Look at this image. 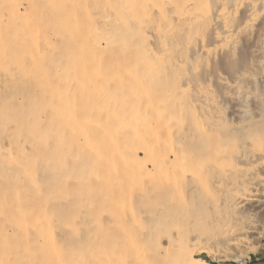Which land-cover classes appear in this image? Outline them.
<instances>
[{"label": "bare ground", "instance_id": "1", "mask_svg": "<svg viewBox=\"0 0 264 264\" xmlns=\"http://www.w3.org/2000/svg\"><path fill=\"white\" fill-rule=\"evenodd\" d=\"M44 3L50 4L46 7L50 12L44 14L42 11V17L50 19L56 27L54 38L61 42V48L57 61L54 58V61H47L46 52L50 46L47 42L39 44L34 39V31L28 29L23 39L28 38L35 48H26L22 41L20 48V44H16L8 50L9 56H18L16 73L31 72V80L23 88L29 94L38 91L32 97L21 94L19 101L25 104L22 105L26 107V116L17 120L21 128L28 131L33 145L26 157L34 155L35 148L45 152L43 157H51V167L57 163L65 178L63 181L59 180L60 176L58 180L56 178V188L62 182L69 185L65 184L67 188L63 191L58 192L57 188L55 195H51V190L45 195L37 187V178L28 172L31 169L25 171L23 181L32 186L36 202L31 204L25 200L20 207L14 201L9 203V208L22 217L19 222L15 221V230L11 227L9 234L21 239L22 249L18 256L16 254L20 257L11 261L10 242L0 240V254L9 260L0 264H206L197 257L201 252L214 259H226L232 257L227 251H235L244 239L264 237V117L253 109L251 118L231 123V114L237 105L228 113L231 120L227 119L226 113V118L221 114L227 99L234 103L237 99L238 78L242 80L251 74L247 72L248 68L246 72H238L239 68H235L238 71L234 69L232 73L230 67L232 75L229 70L228 74L232 78L224 71L217 74L212 71L206 73L204 80L207 82L193 81L199 69L197 61L188 59L189 52L186 56L183 51L173 58L172 41H169L170 35L181 32L178 27L184 26L185 50L204 51L207 59L212 61L218 56L234 60L237 27L232 29L228 25L226 9L219 4L217 8L209 9V0H44ZM121 5L125 13L119 12ZM108 6L114 10L112 22H105L103 18ZM235 6L248 18L241 31L249 29L252 21L257 20L255 16L264 13V0H237ZM31 7L24 15L27 10L33 15L41 12ZM89 8H94L96 13L92 15ZM22 24L27 26L26 22ZM107 26L115 28L107 31ZM10 34L20 42L14 31ZM195 38H199L198 42L191 46ZM223 60L226 62L225 58ZM256 60L254 58L253 62L258 64ZM226 63L228 65V60ZM48 64L53 68L50 69ZM5 69L10 73L3 75L8 84L15 73L8 62L3 64ZM212 80L222 88L218 91L220 95L217 94L221 99L219 102H215L217 96L215 100L213 98L211 86L215 84H210ZM159 87L167 88L168 98L173 97L172 100L181 99L179 92L189 90L192 93L189 105L187 99L185 104L188 106L184 105L195 118L192 125L186 122L179 104L173 106V112L169 110L167 117H159L161 108L153 105L154 101H162L153 94ZM168 98L166 96L165 100ZM125 106L128 109H124ZM230 123L235 126L227 134L223 129L233 126ZM82 154L86 155L84 162L75 161ZM73 161L78 168L76 171L84 172L70 178L68 171L72 169L69 170L66 163ZM68 187L72 190L67 191ZM50 195L55 201L58 200L56 197L64 195V199L74 201V213L90 217L100 226L98 234L91 231L79 239L73 237L76 233L67 227L70 232L65 235L66 224L58 225L56 218L46 217L52 207ZM1 218L7 219L5 215ZM107 233H113V243H105L110 239ZM58 238L65 244L59 243ZM69 241L72 250L66 257L62 251L67 249ZM147 241L155 244L154 249H147ZM149 254L156 262L148 259Z\"/></svg>", "mask_w": 264, "mask_h": 264}, {"label": "rangeland", "instance_id": "2", "mask_svg": "<svg viewBox=\"0 0 264 264\" xmlns=\"http://www.w3.org/2000/svg\"><path fill=\"white\" fill-rule=\"evenodd\" d=\"M0 0V117H2V119L0 118V214H2L1 217H3L5 215V217L7 219L5 220H2V218L0 217V240L3 241V240H8V242H10V252L12 254V259H10L11 261H15L16 259H18L19 257H17L19 255L18 251L20 250L21 251V246L19 244V240H21L20 238H14V236L12 235H9L11 233V227L13 230H15V227L14 226V223L15 221H20L22 219V217L16 215L15 211L11 210V208H9V203L10 202H13L14 203L16 202V204L20 206H22L21 202H25L26 201H31V204H34L36 201V197H35V192L30 188L32 186L29 185V179H26V181L28 182V184L23 181L24 176L27 174L25 171H28L31 169V171H28L30 172L33 176H35V178H37L38 180V188H39V191L45 195H48V193L50 194V192H54L58 189V192L61 190L63 191L65 188H67V186L65 187V184H68L69 183H64L62 182L61 185L59 184L58 187L56 188V185L58 184V182H56V178L58 180V177H59V180H64L65 178L62 177L61 175V171L59 169V165L57 163H54L55 164V167H51L52 164H51V157H48L47 155H44L43 157V154L45 152L43 151H37V149L32 152V154L34 155H31L30 159H33L31 161V163H27L25 162V160H30L28 158V156L30 155V150L33 148V145H31L30 143V135L28 134V131L26 132V130L22 129L21 126L19 125L18 123V117L21 118L23 120V118L26 116L25 112H26V107H25V110H24V107L23 105H25L24 103H20V97H21V94H27V97H32L34 95V93L38 92V91H30L31 94H29V91L28 90H25V83L28 84L29 80H31V72L30 73H26L27 70L25 71H22L20 73H16V70H15V67H16V59H17V55H11L9 56L8 54V50L13 47L14 45L16 44H20L22 41H24V43L26 44L25 47L28 48L30 47L31 50H32V47L35 48L34 46H32L31 42L29 41V39L27 38L26 40L23 39V35L24 33L30 29L32 31H34V39L38 41L39 44H43V42H47V44L50 46L48 47L49 50H47L46 54H47V61L48 59L49 60H52L54 61L52 58L56 59L55 61H57V56H58V53L60 51V48H61V42L57 39L54 38L56 36V27L54 26V24H51V21L50 19H45L42 17V11H44L43 13H49L50 10H48V8H46L47 6L50 7V4H45L44 3V0ZM35 1V2H34ZM41 1V2H40ZM56 1V0H55ZM111 1V0H110ZM114 1V0H113ZM116 1V0H115ZM217 1V2H216ZM230 1V2H229ZM123 2V1H122ZM21 3V4H20ZM209 9H214V8H217V6H223L227 12V19L229 21L228 25L232 26V29H235L237 27V29H235V32H234V36L236 37V41H237V44L235 45V56H234V60L232 59H228L226 58L225 56H218L217 58L215 59H218V60H215L213 59L214 61L210 60V59H207L206 57V54L204 51H200V50H191L188 51V50H185V47H186V38L187 36L184 35V29L185 28L184 26H179L178 29L181 30V32H173L170 37H169V41H172V48H173V54H172V57L173 58H177L182 51L183 53L185 52L186 53V56L188 55V52H189V55L187 56L188 59L190 60H194V61H197L198 65H199V69L195 72V78L193 77V81L198 80V81H206L207 80H204V79H207L206 77V73L207 72H211L213 71L214 74H217L218 72L219 73H223L224 71V74L227 75V76H230V78H232L233 76H231V69H232V73H233V70L235 68H239V71L235 69V72H247L251 74V76H246L243 78H241L242 80H240L238 78V81H237V88H238V95H237V99L235 100V103L232 102V101H229L228 99L226 100L227 104H223V108L221 110V114H222V117L226 118L229 120L230 119V112H232V106L237 107L235 108L236 111H233V113L231 114V123L233 122H237V121H240V120H247L249 118L252 117V113L253 112V109H257V114L258 115H262V117H264V13L262 14H258L257 16H255L254 19H257V20H254L252 21L249 29L247 30H244V31H241L244 26H245V23L246 21H248V18H246V16H244L242 14V9L238 10L236 8V3H237V0H209ZM213 3V4H212ZM228 3V4H227ZM231 6H230V4ZM33 5L34 7H36L38 9H40V13L37 14V15H33V14H30V12L27 10V13L24 15V12L26 11V9H29L31 6ZM90 4V3H89ZM113 4V3H112ZM111 4V6H113ZM219 4V5H218ZM40 5V6H39ZM91 5V4H90ZM228 5V6H226ZM8 6H11V7H8ZM31 7V8H34V7ZM38 6V7H37ZM111 6L108 8H106V10L104 11V17L105 18V22H108L109 20L112 22L114 21V10L111 8ZM7 7V8H6ZM227 7V8H226ZM232 7V8H231ZM10 10L8 11L7 9ZM12 8V9H11ZM47 9V10H45ZM13 12H12V11ZM90 12H92L91 14L94 15L96 12L94 10V8H89ZM155 12V10H153ZM12 12V13H11ZM119 12H122V13H125V10H124V7L121 5L120 7V10ZM20 13V14H19ZM241 13V14H240ZM14 14V15H13ZM235 14V15H234ZM238 17H237V16ZM13 16V17H12ZM20 16V17H19ZM34 16V17H33ZM112 16V17H110ZM145 16V15H144ZM33 17V18H32ZM109 17V18H108ZM233 17V18H232ZM242 17V18H240ZM237 18V20H236ZM241 20H240V19ZM263 18V20H262ZM23 19V20H22ZM43 19V20H42ZM145 19L147 20V16L145 17ZM234 19V20H233ZM244 19V20H243ZM18 20V21H17ZM20 20V21H19ZM45 20V21H44ZM260 20V21H259ZM2 21V22H1ZM34 21L36 22V26H35V23ZM231 21V22H230ZM237 21V22H236ZM7 24H6V23ZM26 22L27 26H24L22 23ZM234 22V23H233ZM239 22V23H238ZM241 22V23H240ZM260 22V23H259ZM42 23V24H40ZM237 23V24H235ZM263 23V24H262ZM25 24V25H26ZM115 24H118V23H115ZM240 24V25H239ZM4 25V26H3ZM19 27H18V26ZM22 25V26H21ZM34 25V26H33ZM52 25V27L50 26ZM108 25V24H106ZM181 25H184V24H181ZM187 24H185L186 26ZM260 25V26H259ZM262 25V27H261ZM234 26V27H233ZM236 26V27H235ZM4 27V29H3ZM7 27H9L7 29ZM51 27V28H50ZM108 27V26H107ZM239 27V28H238ZM37 28V30H36ZM50 28V29H49ZM112 28V27H111ZM110 27H108V30H111ZM115 26H113L112 29H114ZM188 28V27H187ZM241 28V30H240ZM6 29V30H5ZM119 29L121 30V27L119 26ZM262 29V30H261ZM36 30V31H35ZM238 30V32H237ZM3 31H6V32H3ZM9 31V32H8ZM14 31V35H17L19 36V39H20V42L15 40L10 32ZM17 31V32H16ZM123 31V30H122ZM262 31V32H261ZM8 32V33H7ZM116 32V31H115ZM119 31H117L118 33ZM7 33V34H6ZM36 33V34H35ZM116 33V34H117ZM178 34V35H177ZM246 34V35H244ZM4 35V36H3ZM36 35V36H35ZM41 36V37H40ZM240 36V37H238ZM49 37V38H48ZM178 37V38H177ZM249 37V38H248ZM38 38V39H37ZM51 38V39H50ZM12 39V40H11ZM22 39V40H21ZM113 39V38H112ZM197 38L193 39L190 43V45L192 46V44H197L198 42V39L196 40ZM208 40V39H207ZM245 40V41H244ZM113 41H115L116 44H118L116 42V39H113ZM241 41V42H240ZM42 42V43H41ZM239 42V43H238ZM246 42V43H245ZM243 43V44H242ZM45 44V43H44ZM239 44V45H238ZM170 45V43H169ZM257 45V46H256ZM41 46V45H40ZM240 46V47H239ZM261 46V47H260ZM21 47V44L19 46V48ZM252 47V48H250ZM255 47H257V49H255ZM5 48V49H4ZM239 48V49H238ZM245 48V50H244ZM242 49V50H241ZM254 49V50H253ZM18 50V49H17ZM237 50V51H236ZM249 50L253 51L254 53H257L255 55L257 56H254V53L251 51L249 52ZM255 50L257 52H255ZM244 51V52H243ZM262 51V52H261ZM194 52V53H193ZM55 53V54H54ZM184 53V54H185ZM53 54V55H52ZM239 54V55H238ZM112 55V54H111ZM253 57H251V56ZM195 57V58H194ZM223 57V58H222ZM241 57V58H240ZM20 59L22 58V56L19 57ZM201 58V59H200ZM225 58V61L230 63H232V61H234L233 64H229L230 66L226 65L227 63L224 62V59ZM239 58V59H238ZM254 58H256V62L258 64H255L253 62ZM261 58V59H260ZM221 59V60H220ZM202 60V61H201ZM231 60V61H230ZM259 60V61H258ZM201 61V62H199ZM219 61V62H218ZM220 61H221V64H220ZM223 61V62H222ZM252 62L255 64V66H253L254 64L250 63L249 62ZM8 62V65H10V69L13 73H15V75H12V80L10 82H8V84L6 83V81L8 80L6 78V80L4 81V74L5 73H8V70L5 69L3 70V64L4 63H7ZM203 62V63H202ZM48 63V62H47ZM241 63V64H240ZM219 64V66H218ZM243 64V65H242ZM248 64L250 66H248ZM50 69L53 68L52 64H48ZM205 65V67H204ZM202 66V68H201ZM225 66V67H224ZM253 66V67H252ZM257 66V67H256ZM223 67V68H222ZM229 67V68H228ZM230 67H232L230 69ZM251 67V69H250ZM29 68V66L27 67ZM217 68H219L218 70H216ZM248 68V69H247ZM253 68V69H252ZM176 68H174L175 70ZM180 69V68H179ZM245 69V70H244ZM247 69V70H246ZM49 70V69H48ZM173 70V71H174ZM215 70V71H214ZM228 70H229V73L231 74H228ZM243 70V71H242ZM234 72V73H235ZM179 73H184L183 71H179ZM210 73V74H211ZM253 73V74H252ZM260 73V74H259ZM204 74V75H202ZM200 76V77H197V76ZM53 77V76H52ZM205 77V78H204ZM209 77V76H208ZM253 77V78H252ZM3 78V80L1 79ZM248 78V79H247ZM245 80V81H244ZM253 80V81H252ZM241 81V82H240ZM244 81V82H242ZM214 83V80H212L210 82V84ZM251 83V84H250ZM7 85V86H6ZM244 85V86H243ZM32 86V85H31ZM214 87L211 86V90H213V98L215 100V102H219L221 101V99L219 98V93L222 91V88L216 83L215 85H213ZM251 86V88H250ZM218 87V89H217ZM241 87V88H240ZM216 89V90H215ZM6 90V91H5ZM11 92H10V91ZM165 90V91H164ZM245 90V91H244ZM9 91V93H8ZM26 91V93L24 92ZM218 91H220L218 93ZM259 91V92H258ZM4 92V93H3ZM179 92V91H178ZM8 93V94H7ZM35 93V94H36ZM159 93V94H158ZM154 95L158 96L161 98L162 101H154L153 105L155 107H160L161 109H159L160 113L159 114V117L160 118H165L167 117V115L169 114V112H173V106H178L179 105H182L180 106L181 107V110H182V113H183V116L185 117L186 119V122L190 125H192V122L195 121V118H192L193 116H191V112L189 111L188 113V109H186L185 106H188V101L190 100L191 98V95L192 93L189 91V90H186V91H183V92H179V95H180V100L179 99H176L173 97L171 98H168V90L167 88L166 89H163L162 87L160 88H157L155 90V93H153ZM167 94V95H166ZM184 94V95H183ZM191 94V95H190ZM219 94V95H217ZM243 95V97H242ZM2 96V97H1ZM167 96V101L165 100V97ZM176 96H178V94H176ZM217 96V97H216ZM239 96V97H238ZM13 97V98H12ZM216 97V98H215ZM8 98V100H7ZM242 98V99H241ZM17 99V100H16ZM185 99H187V104H185ZM15 100V101H13ZM177 100V101H176ZM242 100V101H241ZM253 100V102H252ZM7 101H11V102H7ZM18 101V102H17ZM174 101V102H173ZM240 101V102H239ZM8 104H7V103ZM13 102V104H12ZM163 102V103H162ZM181 102V103H180ZM231 102V103H229ZM18 103V104H17ZM166 105H165V104ZM170 103V104H168ZM173 103V104H172ZM222 103V102H221ZM228 103L230 105H228ZM23 104V105H22ZM172 104V105H171ZM16 105V106H14ZM157 105V106H156ZM185 105V106H184ZM240 105V107L238 106ZM255 105H257L255 107ZM8 106V107H7ZM230 106V107H229ZM242 106V108H241ZM11 107V108H9ZM22 107V108H21ZM172 109H171V108ZM229 107V108H228ZM255 107V108H254ZM128 109L126 106L124 107V109ZM168 108V109H167ZM170 108V109H169ZM229 112H228V110ZM239 112H238V110ZM240 108V109H239ZM2 109V110H1ZM166 109V110H165ZM20 110V111H19ZM24 110V111H23ZM170 110V111H169ZM187 112H186V111ZM262 110V111H261ZM8 113H7V112ZM10 111V112H9ZM17 111V113H16ZM23 111V112H22ZM31 111H34V110H31ZM256 111V110H255ZM30 112V111H29ZM163 112V113H162ZM198 112V111H197ZM236 112V113H235ZM241 112V113H240ZM261 112V114H260ZM24 113V114H23ZM181 113V112H180ZM226 113V115H225ZM229 113V114H228ZM251 115H248L250 114ZM15 114V117H13ZM166 114V115H165ZM190 114V115H189ZM238 114V115H237ZM244 114V115H243ZM164 115V117H163ZM191 117H189V116ZM237 115V116H235ZM9 117V120L7 119ZM12 116V118H11ZM23 116V117H22ZM39 116L41 117V114L39 113ZM43 117L45 116L44 114L42 115ZM188 116V117H187ZM226 116V117H225ZM229 116V117H228ZM244 116V117H242ZM248 117V118H245V117ZM7 117V118H6ZM156 117V115H155ZM242 117V119H241ZM193 119V121H192ZM9 122V124H8ZM13 122H16V126ZM6 123L9 125H6ZM230 123V124H231ZM205 124V122H204ZM6 129H4L2 126ZM7 127H5V126ZM12 125V126H11ZM229 125V124H228ZM233 126H228L226 129H223L225 133H231L232 131V127H234L235 125L234 124H231ZM15 126V127H14ZM20 126V127H19ZM44 125H42V127H44ZM19 127V129H18ZM185 127H189L188 125H186ZM3 128V129H2ZM21 128V129H20ZM8 129V131H7ZM13 129V130H11ZM187 129V128H186ZM18 131L19 135L17 134L16 131ZM19 130H22L21 133ZM222 130V128H221ZM1 131H4L3 134L1 133ZM6 131L11 135H9L8 133H6ZM228 131V132H227ZM12 132H15V133H12ZM10 138H9V136ZM13 134V135H12ZM22 134V135H20ZM4 135V136H3ZM29 135V136H27ZM16 136V137H14ZM22 136V139L21 137ZM4 137V138H3ZM7 137V139H6ZM14 137V138H12ZM27 138V141L26 139ZM6 139V140H4ZM15 140V141H14ZM19 140V141H18ZM236 141V144H237V141H238V136L236 135L235 139ZM26 141V142H25ZM5 142L7 144H5ZM6 146H5V145ZM14 144V145H13ZM20 144V145H19ZM25 147H24V146ZM29 145V146H28ZM8 146V147H7ZM27 147V148H26ZM13 148V149H12ZM16 148V149H15ZM23 148V149H22ZM26 148V149H25ZM25 149V150H24ZM28 149V151H27ZM12 150V151H10ZM21 150V151H20ZM19 151V152H18ZM27 151V152H25ZM4 152V153H3ZM15 152V154H14ZM23 152V153H22ZM25 152V153H24ZM30 152V153H29ZM42 152V153H41ZM29 153V154H27ZM7 154V155H6ZM11 154H13L11 156ZM19 154V155H18ZM22 156H21V155ZM24 154V155H23ZM74 154V153H73ZM26 155H28L26 157ZM7 156V157H6ZM17 156V159L15 158ZM83 156V157H82ZM12 157V158H10ZM19 157V158H18ZM22 157V158H21ZM25 157V158H24ZM40 157V158H39ZM43 157V158H42ZM86 157V155L82 154V155H78V157L75 158V161L77 162H84V158ZM139 157H142V155L140 154ZM13 159V160H12ZM15 159V160H14ZM18 160V161H16ZM5 161V162H4ZM10 161V162H9ZM39 161V162H38ZM75 161H73L74 163H66L67 164V167L68 169H72L70 171H68L67 173L69 174L68 176L70 178L74 177L76 174L79 175V174H82L84 171H80V172H77L76 170L78 169L76 166H75ZM3 162V163H2ZM16 162V163H15ZM37 162V163H36ZM41 162V163H40ZM53 162V161H52ZM65 162H71V161H65ZM9 163V164H8ZM11 163V164H10ZM50 163L49 165H46ZM15 164V165H14ZM36 164V165H35ZM40 164V165H39ZM70 164V165H69ZM5 165V166H4ZM9 165V166H8ZM14 165V166H13ZM18 167H17V166ZM30 165V166H29ZM48 169V172H46L47 168ZM69 165V166H68ZM74 165V167H73ZM6 166L8 168H6ZM26 166V168H25ZM36 166V167H34ZM12 167V169H11ZM17 167V168H16ZM29 167V168H28ZM39 167V168H38ZM45 167V168H44ZM16 170H14V169ZM36 169V172H35V169ZM44 168V169H43ZM4 169V170H3ZM38 169V170H37ZM41 169H43L41 171ZM46 169V170H45ZM56 169V170H55ZM14 170V171H13ZM45 170V171H44ZM11 171V172H10ZM13 171V172H12ZM41 171V172H40ZM56 171V172H54ZM52 172V173H51ZM73 172V173H72ZM12 173V174H11ZM46 173V174H45ZM72 173V174H71ZM41 174V175H40ZM56 174V175H54ZM58 174V175H57ZM47 176L45 177L44 179V176ZM53 175V176H50ZM37 176V177H36ZM43 176V177H42ZM56 176V177H54ZM50 177V178H49ZM16 180H15V179ZM48 178V179H47ZM52 178L53 180V185H52V180H50ZM21 179V180H20ZM45 182H44V180ZM47 179V181H46ZM12 180V181H11ZM40 180H42L40 182ZM50 180V181H49ZM73 179H69L68 181H72ZM49 181V182H48ZM15 182V183H14ZM25 182V183H24ZM70 182V184H71ZM48 183V184H47ZM56 183V184H54ZM46 184L48 186H52V187H45ZM11 185V187H9ZM16 187H15V186ZM42 185V186H41ZM64 185V187H62ZM27 186L29 187V189L27 188ZM41 186V188H40ZM45 190H44V188ZM49 189V190H46V189ZM61 188V189H60ZM105 188H107L105 186ZM14 189H15V192H14ZM42 189V190H41ZM5 190V192H4ZM17 190V191H16ZM23 190V193H24V196H23V193L21 194ZM24 190H27L26 192H24ZM51 190V191H50ZM68 190H72L70 187H68L67 191ZM45 191V192H44ZM48 191V192H47ZM29 194H28V193ZM51 192V195H55V192L52 193ZM5 193V194H3ZM13 193V195H12ZM25 193L28 195V198H27V195H25ZM16 194V195H15ZM7 198H6V196ZM21 195V196H20ZM33 195V196H32ZM50 195V196H51ZM14 196V197H13ZM48 196V197H50ZM78 197L80 195H77ZM89 196V195H87ZM23 197V198H22ZM53 198V200L50 199V205H52V207H50V213L47 212L48 214H46V217H52L53 219L56 220V222H58V225H65V229H64V234L65 235H69V232L70 231H73L74 233H76L77 235H81L83 234L82 236H77L76 234L73 235V237L76 236V238H83L86 236V234L88 232H90V234L92 233L91 231H94L93 234L97 235V231L100 229L98 225H96L91 219L90 217H84L81 213H74V211H76V209L74 208L75 207V202L74 201H71L70 202V198H67V199H64L65 195L62 196V197H56L58 198L57 201H55L56 199H54L53 196H51ZM9 198V199H8ZM14 198V200L11 201V199ZM20 198V199H19ZM22 198V199H21ZM91 198V197H90ZM24 199V200H23ZM80 199V197H79ZM92 199V198H91ZM77 200V199H75ZM53 202V203H52ZM14 203H11V204H14ZM73 203V204H72ZM59 204V205H58ZM61 204V205H60ZM48 205V204H47ZM62 208H60V207ZM52 208V209H51ZM53 208H56V209H53ZM69 209V210H68ZM51 211H54L51 212ZM57 213V214H56ZM66 213V214H65ZM7 214V216H6ZM9 214V216H8ZM53 214V215H52ZM55 216V217H54ZM57 216H58V219H57ZM74 219V220H73ZM9 220V221H8ZM59 220V221H58ZM24 221V219L22 220V222ZM77 222V223H74ZM102 221V220H101ZM68 222V223H67ZM53 225H55L53 222H51ZM61 225V226H62ZM67 227L71 228L72 230L68 231L67 230ZM9 229V230H8ZM81 229V230H80ZM83 229V230H82ZM191 229V228H190ZM67 230V233L65 232ZM109 236H110V239L108 240V242L106 241L105 243L106 244H110V243H113L112 242V236H113V233H107ZM100 235V233H99ZM89 236V235H88ZM11 238V240H9ZM78 239V241H79ZM59 243H63L65 244V242H62L61 240L59 241V238L57 239ZM71 241H69V244L68 246H66L67 249H65V251H62L64 252L63 255L67 257V255H69V252L72 250V247H70ZM245 243V244H244ZM153 245L155 246V244L153 242H150V241H147V249H154ZM152 246V247H151ZM0 251H2L1 249V246H0ZM229 252V254L232 256L230 258H226V259H214L212 258V256H210L209 254L205 253V252H201L197 257L199 259H201L202 261H204L206 264H264V237H261L257 240L253 239L252 237H249L247 239H244L240 244L239 246L235 249V251H227ZM17 254V256H16ZM237 254V255H236ZM147 255V253H146ZM22 256V255H21ZM233 256H235V258H233ZM238 256V257H237ZM236 257L238 259H236ZM0 263H5V260L4 257L2 256V254H0ZM148 259L151 261V262H156L153 258V255L152 254H149L148 255ZM9 261V260H8ZM6 260V262H8ZM243 263H242V262Z\"/></svg>", "mask_w": 264, "mask_h": 264}]
</instances>
